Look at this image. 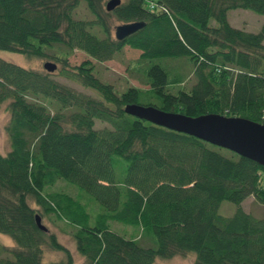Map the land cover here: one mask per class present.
Here are the masks:
<instances>
[{"label": "trees", "instance_id": "obj_1", "mask_svg": "<svg viewBox=\"0 0 264 264\" xmlns=\"http://www.w3.org/2000/svg\"><path fill=\"white\" fill-rule=\"evenodd\" d=\"M105 1L0 0V50L55 61L61 76L93 92L0 58L10 144L0 152V233L13 241L0 243V264H43L45 247L65 254L47 264H73L37 214L72 228L84 264H157L188 252L193 264H264V216L241 205L250 195L264 205V167L124 111L136 103L264 124V23L254 33L227 17L238 8L264 14V0H121L112 11ZM81 3L92 19L74 16ZM110 16L145 25L116 40ZM124 46L139 50L131 67L147 88L119 92L95 74L91 60H111ZM74 50L89 59L69 66ZM190 74L194 84L177 88ZM59 181L76 192L53 189ZM225 200L236 205L229 216L218 211Z\"/></svg>", "mask_w": 264, "mask_h": 264}, {"label": "rangeland", "instance_id": "obj_2", "mask_svg": "<svg viewBox=\"0 0 264 264\" xmlns=\"http://www.w3.org/2000/svg\"><path fill=\"white\" fill-rule=\"evenodd\" d=\"M108 0L105 1V3ZM105 7V4H104ZM77 18H82L86 20H90L93 18V15L90 11L86 8L84 3H81L74 14ZM228 21L231 26L239 29H243L249 32H258L264 23V14H259L254 12L250 9H232L229 10L227 13ZM215 25V22L212 20L211 22ZM107 24L111 30L112 36H114V28L116 25L121 24L114 16H110L107 19ZM97 30V29H96ZM94 31V30H93ZM99 34V36H103V34L98 30L94 31ZM139 50L130 48L129 46H124L123 49L115 54L113 59L107 60L104 62H97L91 60L94 64V72L95 74L101 79L106 80L107 82L114 85V87L119 91H123L128 86H138L142 88H147L148 86L143 84L144 78L139 70L132 68V64L137 60L139 57ZM0 58L17 65H20L25 68H31L38 71H44L43 64L47 61L53 62L57 65L56 70L54 71L53 77L55 80L73 87L74 89L93 94L89 89L82 87L79 83L75 81L68 80L67 78L61 76L60 70L62 68L61 64L51 61L45 58L39 57H27L24 54H19L15 52L0 50ZM89 59L86 53L81 50H74L73 53L70 54L68 57V64L69 66H75L80 64L83 60ZM163 65L162 60L157 61ZM175 64V62L170 63ZM103 80V81H104ZM195 82V77L193 74H190L186 77L181 84H179L180 88L184 86V88L189 89L192 84ZM175 91V89H173ZM141 103H145V101H141ZM9 119V111L7 110V101L0 105V152L5 154L10 149L9 139L7 132L5 130V125ZM98 124H96L97 126ZM102 124H99L101 126ZM220 152L225 155H230L231 153L229 150L221 148ZM53 189L56 190H64L71 194L76 192L75 188L71 185L67 184L65 181H59ZM34 205L33 203H31ZM243 209L254 215L255 217H262L264 216V205L258 202L254 196L250 195L246 197L241 203ZM236 208V205L230 201H222L219 207V213L224 216L231 215ZM42 224H44L51 232L56 234V237L60 243L66 246L73 257V264H84L85 258L80 254L76 248V244L74 239L72 238L70 232L71 229L66 223L64 222H55L52 221V218L43 217ZM110 228L114 231L119 233H126V234H136V230L131 227L124 226L117 222H110ZM0 243L6 246H12L13 241L6 235L0 233ZM196 258V254L194 252H188L185 255H176L171 258H157L155 262L157 264H193ZM65 259V254L61 251H56L50 249L49 247H45L43 251V258L42 263L47 264L51 261H60Z\"/></svg>", "mask_w": 264, "mask_h": 264}, {"label": "water", "instance_id": "obj_3", "mask_svg": "<svg viewBox=\"0 0 264 264\" xmlns=\"http://www.w3.org/2000/svg\"><path fill=\"white\" fill-rule=\"evenodd\" d=\"M120 3L121 0H108L105 9L112 11ZM144 25L143 21L121 23L115 26L114 37L116 40H123ZM43 68L53 73L57 65L47 61L43 64ZM124 111L152 124L195 136L212 145L251 159L264 167V124L262 123L240 116H225L216 113L191 117L182 113L164 111L152 105L136 103L127 104ZM35 220L40 230H48L42 224L38 214Z\"/></svg>", "mask_w": 264, "mask_h": 264}, {"label": "built area", "instance_id": "obj_4", "mask_svg": "<svg viewBox=\"0 0 264 264\" xmlns=\"http://www.w3.org/2000/svg\"><path fill=\"white\" fill-rule=\"evenodd\" d=\"M155 6V3H151L150 7L153 9V7Z\"/></svg>", "mask_w": 264, "mask_h": 264}]
</instances>
